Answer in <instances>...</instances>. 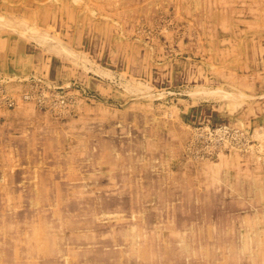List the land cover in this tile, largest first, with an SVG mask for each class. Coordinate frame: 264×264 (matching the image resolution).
I'll return each instance as SVG.
<instances>
[{"label":"rangeland","instance_id":"374dc122","mask_svg":"<svg viewBox=\"0 0 264 264\" xmlns=\"http://www.w3.org/2000/svg\"><path fill=\"white\" fill-rule=\"evenodd\" d=\"M0 52V264H264V0H0Z\"/></svg>","mask_w":264,"mask_h":264},{"label":"crops","instance_id":"0c3cea01","mask_svg":"<svg viewBox=\"0 0 264 264\" xmlns=\"http://www.w3.org/2000/svg\"><path fill=\"white\" fill-rule=\"evenodd\" d=\"M8 48L16 49V47H13L11 45ZM9 56L10 60L7 61V56L1 58L2 56L0 52V68H3L5 74H19L20 68L18 67L19 59L17 53H14V56L12 55V53H10Z\"/></svg>","mask_w":264,"mask_h":264},{"label":"built area","instance_id":"2783aa9c","mask_svg":"<svg viewBox=\"0 0 264 264\" xmlns=\"http://www.w3.org/2000/svg\"><path fill=\"white\" fill-rule=\"evenodd\" d=\"M1 101L3 102H8L9 104L13 103V99L9 98L8 96H5V98H2Z\"/></svg>","mask_w":264,"mask_h":264},{"label":"bare ground","instance_id":"6f19581e","mask_svg":"<svg viewBox=\"0 0 264 264\" xmlns=\"http://www.w3.org/2000/svg\"><path fill=\"white\" fill-rule=\"evenodd\" d=\"M208 92V91H207ZM216 92V91H215ZM247 97V96H246Z\"/></svg>","mask_w":264,"mask_h":264}]
</instances>
